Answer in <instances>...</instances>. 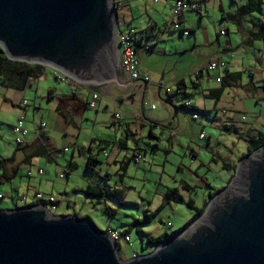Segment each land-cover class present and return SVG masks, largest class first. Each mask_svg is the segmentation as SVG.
Instances as JSON below:
<instances>
[{
    "label": "rangeland",
    "instance_id": "rangeland-1",
    "mask_svg": "<svg viewBox=\"0 0 264 264\" xmlns=\"http://www.w3.org/2000/svg\"><path fill=\"white\" fill-rule=\"evenodd\" d=\"M116 1L120 3V7L115 10L118 35L129 36L134 42H139L141 36H146L144 39L154 42L152 52L156 55L155 66L162 67L163 70L159 76L153 75V80L158 81L163 77L175 78L181 71L190 69L186 80L195 83L198 78L194 77L192 72L198 67V62L201 59L207 60L218 49L219 60L237 70L242 76L243 84H249L247 74L256 71L259 75L254 74L258 78L255 85L260 86L264 80V31L260 36L256 35L260 32L259 24L264 16V5L261 14L240 16L237 23L223 18L222 15L234 14L246 0H196L198 9L191 10L188 7L183 14L179 26L180 29L184 28L187 34L181 35L179 30L168 28L172 5L176 0ZM249 20H254L256 26L251 25ZM221 31L226 33L225 36H220ZM159 36L161 40L156 42ZM194 36L198 39L197 45H194ZM147 54L149 53L142 52L138 58ZM142 68L140 66V70ZM45 73L47 82H41L40 97L45 93L42 90H45L46 86L66 87V92L71 93L68 86L57 82L51 76L50 69H46ZM6 89L0 84L2 129H8V123L13 120V114L6 111H12L10 103L2 102L8 98ZM73 90L76 92V98L82 99L86 104L87 92L79 85ZM257 92L264 95L261 88H258ZM167 95L179 109V129H176V136L172 139H179V145L168 141L170 127L167 125L165 106L161 101L154 100L147 94L142 104L143 116H136L132 109L138 106L137 100L132 105L130 98L125 99V107L108 101L112 97L99 98L95 110L84 108L77 114L69 115L68 133L61 137L58 143L54 166L47 165L44 159H39L38 168L42 169V176H33L31 173L32 177H28L29 169L18 170L15 183L21 189L24 190L28 184L35 188L40 187L39 191L30 188L27 202L29 203L36 192L44 197L52 195L56 200L67 201L69 207L66 208L64 203L55 212V204H46V210L51 216L74 213L79 218L88 219L102 233L115 232L121 235V238L127 236L128 242L121 239L117 250L121 261L151 253L155 248L148 243V237L169 235L183 226L194 214V210L186 205V192L181 202L171 200L161 206L166 189L177 188L180 181L188 180L196 171L199 177L206 178L213 187L220 186L231 176L227 184L225 183L227 186L233 179L237 163L247 155V133L252 128L254 131L251 134H264V125L261 124L264 120V101L256 104L244 85L224 92L222 100L217 103L218 112L216 118L211 121V126L205 125L207 121L201 117V131L205 136L203 140L198 138L200 130L197 127L193 133L189 132V112L182 108L184 101L193 104L197 99L186 97L183 92L177 94L173 84L167 88ZM24 98L30 106L33 105L32 101L35 100L31 93ZM37 103L43 108L46 105L45 100L37 99ZM229 108L238 112L231 113ZM31 110V107L26 109L27 122L32 121ZM199 110L202 111V107H199ZM208 113L204 112V116L210 115ZM115 116L119 117L118 121ZM125 117L129 121L128 126L121 123ZM231 120L233 126L230 127ZM186 135L192 139V146L197 154L193 161L188 158L190 151L186 150ZM10 137L4 136L3 142L16 147L11 135ZM121 141L123 145H119ZM195 146H200L201 149L198 150ZM63 148L67 150L64 153ZM223 150H229L233 158L238 159L236 163L235 159L232 161L230 173L220 169L221 161L217 165L210 163L212 154ZM17 154L20 157L22 151L17 150ZM116 155V161H105L108 156L111 159ZM136 156L142 161L136 162ZM88 159H91L89 165ZM20 162L15 161V164L19 165ZM7 165L10 169L11 164ZM45 171L49 172L47 177ZM59 175L63 178L60 179ZM88 188H95L100 198L97 199L92 192L85 195ZM205 189L197 187L190 192L189 198L194 201L196 207L202 206V194ZM21 200L19 197L16 206L26 205ZM11 206L14 205L9 198L0 200L1 211L9 210ZM150 214L153 216L147 224L132 225L135 220H144L145 216Z\"/></svg>",
    "mask_w": 264,
    "mask_h": 264
},
{
    "label": "water",
    "instance_id": "water-1",
    "mask_svg": "<svg viewBox=\"0 0 264 264\" xmlns=\"http://www.w3.org/2000/svg\"><path fill=\"white\" fill-rule=\"evenodd\" d=\"M115 31L109 0H0L5 56L78 83L138 81L122 80ZM0 264H264V144L239 160L197 220L147 255L121 261L88 219L33 205L0 210Z\"/></svg>",
    "mask_w": 264,
    "mask_h": 264
},
{
    "label": "crops",
    "instance_id": "crops-1",
    "mask_svg": "<svg viewBox=\"0 0 264 264\" xmlns=\"http://www.w3.org/2000/svg\"><path fill=\"white\" fill-rule=\"evenodd\" d=\"M155 1V0H154ZM174 1V0H173ZM198 9V8H197ZM184 14V13H183ZM172 17V15H171ZM171 19V18H170ZM183 15L180 17V21L182 22ZM263 19V20H262ZM260 20L261 22L264 21V16ZM185 30L184 28H182ZM196 36V35H195ZM194 36V45H197V40L196 37ZM146 36H141L140 41L136 42L137 47L140 48L142 44H144L147 40ZM161 37L159 36L156 40V42L160 41ZM160 49L158 48V51ZM219 50V49H218ZM216 51L212 56L207 58V60L201 59L198 62V67L193 70L192 74L195 77V73L203 69L209 62H211L215 58H220V50ZM152 50L150 52H147L149 54L145 56H140L139 63L140 66L143 68L141 69L142 72L147 73L150 77V83L148 85H145L143 83H135L134 85V91L132 96L130 97L129 101L134 104V101L137 100L138 106H136L135 109H132V112L137 116L142 114V104L145 99V96L149 94L151 98L154 100H165L167 102H170L171 105H173L171 101V97L167 95V88H169L172 84L176 86V84L180 81L184 82L185 87L183 88V91L185 95L189 97H195L197 99L196 102L193 104H190L192 108H194L197 111L199 110V107H202V111H200L202 114H200V119L198 121H191L189 117V132L193 133L194 129H199L200 134L201 131V126L203 125L201 123V117L204 118L207 122H205V125H212V122L216 118V114L218 112L217 108V103L222 100L224 92H228V90H232L233 88H240L243 85L246 86V90L249 93V96L254 99V102L258 104L260 101H264V95H259L257 90L258 88H262V83L260 86H256L258 78L254 74H258L259 72L256 71L254 73H248L247 74V79L250 82L249 84H243V79L241 74L237 70H233L231 67H228V72L225 73L221 70H217L215 72H212L208 76H203L197 79V82L193 83L190 81L186 80V76L189 75L190 69L181 71L179 75L175 78H159L158 81L153 80V75H158L160 72H162L163 68L159 67L157 68L155 66V59L156 55L153 54ZM138 53V55H140ZM143 53H145L143 51ZM259 75V74H258ZM53 76V75H51ZM54 77V76H53ZM219 79L220 81H217ZM42 80L44 82H47L46 78V73H44L42 76L39 78H28L24 82H19L17 81H12L8 77H0V84L4 87L7 88L8 92V98L3 99L2 102H9L10 106L12 107V111H9L8 109L6 110L7 112H10L13 114V120L8 123V129H2L0 128V162H5L3 164H0V193L3 194L4 198H9L11 203H13L14 206H11L9 209H14L16 207V202L19 199H22L26 205H30L33 203V197L30 198L29 203L27 202V197L29 195L30 188H33V191H39L40 187L37 186L36 188L34 186H31L28 184L25 189H21L17 183H15V180L17 179V174L18 170L23 168V169H29L30 176H39L38 171H42V169L38 168L39 164V159H44L47 165L54 166L53 164H56L57 157L55 156V152L58 150L57 146L58 143L61 139V137H65L68 133V117L69 115L72 114H77L79 113L82 109L78 107L77 103L82 102V99H77L76 94H75V99H70V92H66L67 88L62 87V88H56V87H50L46 86L45 93L40 97L39 92H40V86ZM66 88V89H65ZM68 89L71 91L73 90L72 87L68 86ZM264 92V90H263ZM31 93L34 96V102L32 101L33 105H29V103L25 100V96L27 94ZM169 96V97H168ZM40 97V98H39ZM112 97V99H110ZM85 98H87V95H85ZM107 99H110L108 101L113 102L115 104H120L122 106H125L124 100H122L119 97V93L116 90L115 86H112L110 88V94L106 97ZM37 99L39 100H45L46 105H44V108L41 106L40 103H37ZM26 101V105L23 106L22 101ZM86 100V99H85ZM162 102V101H161ZM83 103V102H82ZM162 104L165 106L164 108V113H166L167 116V125L170 127V135H169V140H172L175 138V136L171 135V131L176 129H179V109L175 107V114L173 113L171 107L163 103ZM28 107L32 108V121L27 122V116H26V109ZM106 108V105L105 107ZM231 113L238 112L237 110H234L232 108ZM209 112L208 116H204V112ZM226 115V114H225ZM23 116L25 119V128L28 129L30 132H32L34 129L38 128V125L40 123H44L45 127L44 129L40 132L41 136L39 139H35L32 134H29L28 136L25 137V142L26 144L23 147H14L11 143H5L3 142V137L8 136L9 138L10 135L12 136V127L17 121L19 117ZM232 118V115H230ZM37 119V120H35ZM15 121V122H14ZM37 121V122H36ZM120 122V121H119ZM124 125H130L128 119L125 117L122 122ZM264 125V120L261 123ZM229 126H233L232 120L229 122ZM254 129L251 128V130L247 133H252ZM177 133V131H176ZM203 133V132H202ZM150 135L151 132L149 133ZM189 135L185 136V141L186 139L188 140V143H185V146L187 147L186 150L190 151L191 154L194 155V157H197V154L195 153V149L192 146V139L188 137ZM187 137V138H186ZM205 138V137H204ZM208 139V143H209ZM176 144H180L181 141L175 140ZM119 145H123V142L121 141ZM198 150L201 149L200 146H195ZM65 149V148H63ZM17 150L22 151V155L19 157L17 154ZM197 150V151H198ZM228 151V152H227ZM223 150L216 152L215 154H212L213 156L210 159V163L218 164L219 161H221L222 165L220 166V169L222 171H227L230 173V170L232 168V161L235 159L238 161V159L233 158L234 156L231 154L229 150ZM63 152V150H62ZM199 152V151H198ZM64 153V152H63ZM229 153V154H228ZM105 161H116L117 155L114 156L113 158H105ZM15 161H21L20 164H15ZM7 164H11L10 169L7 167ZM32 173V174H31ZM49 172L45 171L46 177L48 176ZM231 176H229L228 180L224 181L222 180V183L218 187H213L211 183L207 182L206 178L199 177L197 174V171L194 172V174L190 175V178L188 180L180 181L179 186L177 188H167L166 189V194L163 195V203H161V206L164 205L165 199L167 196L169 197H174L177 198L179 197L180 199H184L185 195L184 192L187 193L188 199L187 202H192V205L194 209H200L203 207V205L208 201V196L211 193H215L221 189H223L229 181ZM197 187L199 188H206L202 194L203 200H202V206L201 207H196L194 201L189 198L190 192L195 190ZM208 189V190H207ZM23 191V194H22ZM37 193V192H36ZM34 193V194H36ZM207 193V194H206ZM53 197L52 195H50ZM55 199V198H54ZM66 203V208L69 206L67 205V201L64 200H56L55 199V212L58 211L59 208L62 207ZM166 204V203H165ZM43 206L47 209L46 204H43ZM193 210V209H192ZM54 216H68L66 214H53ZM73 215L76 217V214H69ZM193 217V215H192ZM192 217L185 223L187 224ZM83 218V217H81ZM184 224V225H185ZM183 225V226H184ZM181 226V227H183ZM180 227V228H181Z\"/></svg>",
    "mask_w": 264,
    "mask_h": 264
},
{
    "label": "built area",
    "instance_id": "built-area-1",
    "mask_svg": "<svg viewBox=\"0 0 264 264\" xmlns=\"http://www.w3.org/2000/svg\"><path fill=\"white\" fill-rule=\"evenodd\" d=\"M202 1H211V0H202ZM156 2V1H154ZM198 1L196 0H176L174 4L172 5V17L168 23V28H171L172 30L176 31H182V34H187V31L180 29L179 24L181 23L180 17L183 15V13L187 10L189 7L191 10H197ZM109 7L113 11V15L115 16V10L120 7V3L116 0H109ZM220 36H225V32L221 31ZM154 45V42H148L146 41L144 44L140 46V48L135 46V42L129 37V36H120L118 35L117 29L115 31V38H114V49H115V61H117L118 64H120L121 70H122V80L123 82H126L127 80H138L131 83H127L125 85H118L114 80H110L107 82H100V83H78L67 76L61 74L60 72L53 70L49 67H45L44 69H50L52 72V75L54 76L55 80L59 83H62L63 85L70 86L72 88L79 85L84 91L87 92V98H86V108L95 110L96 108V102L99 100V98L107 97L110 94V88L112 86H115L116 90L119 93V97L122 100L128 99L132 96L134 85L135 83H143L145 85H148L150 83V77L147 73H144L140 70V63L138 59V53L141 51L143 52H150L152 50V46ZM216 60H212L209 62L203 69L195 73L196 78H200L203 76H208L212 72H215L217 70H221L225 73L228 72V65L224 61L219 60V58H215ZM216 61V62H215ZM217 81H220L217 79ZM262 88L264 90V82L262 83ZM167 92V90L165 89ZM176 93L180 94L181 91L176 89ZM75 90H72L70 95H75ZM26 101H22L23 106L26 105ZM182 107L184 109L189 110V117L190 120L195 122L200 119L199 113L192 112L191 105L188 101H184L182 103ZM153 109V107H152ZM115 120L118 121L119 117L115 116ZM25 119L23 116L19 117L15 124L12 127V138L13 143L16 147H23L25 142V137L29 134H32L35 139H39L41 134L40 132L44 129L45 124L40 123L38 125V128L34 129L32 132H30L28 129L25 128ZM171 135L175 136L176 131L172 130ZM204 134L201 132L198 136L200 140L204 139ZM66 149H63V152H66ZM188 158L193 161L194 155L189 154ZM135 161L139 162L142 161L138 156L135 157ZM38 175L42 176L43 172L38 171ZM27 176H30V173H27ZM59 178L62 179L63 176L59 175ZM4 199L3 194L0 193V200ZM55 199L51 196L44 197L43 195L36 193L33 196V203L30 205H23V206H43V204H54ZM22 206V207H23ZM111 242L114 244L116 250H118L119 242L121 239H123L124 242H128V237L124 236L121 238V235L115 233V232H109L106 233Z\"/></svg>",
    "mask_w": 264,
    "mask_h": 264
},
{
    "label": "trees",
    "instance_id": "trees-1",
    "mask_svg": "<svg viewBox=\"0 0 264 264\" xmlns=\"http://www.w3.org/2000/svg\"><path fill=\"white\" fill-rule=\"evenodd\" d=\"M263 5H264L263 0H246V2L244 4H242L240 7H238V9L236 10V12L234 14H226V15H222V17L228 18L232 21L239 23L238 19L240 16L250 15L253 13L261 14ZM249 22L251 23V25L256 26V23H254V20H249ZM259 30H260V32H259V34H256L257 36H260L262 34V32L264 31V21H262L259 24ZM179 33L182 35V31H179ZM135 46L137 47L136 42H135ZM44 73H45L44 66H42V65H31V64L22 63V62L10 61L5 56V54L2 52V50L0 49V77L1 76L8 77L12 81L18 80L19 82H24L28 78H39ZM184 87H185V84L182 81H180L176 84V89L180 90L183 93H184V91H183ZM185 96L187 97V95H185ZM69 98L75 99V95H70ZM77 104H78V107H80V109H82V110L84 108H86V104H84L82 102L77 103ZM187 111L189 112V110H187ZM191 111L197 112V113H199V115L202 114L200 111H197L194 108H192ZM247 136H248V142H249L247 154H250L252 151H254L255 149H257L258 147H260L264 144V134L263 133L258 132L257 134H254V135L249 133ZM89 162H91V159H88V165H89ZM3 163H5V162H0V164H3ZM91 192L97 197V199L100 198V194L97 193L95 188H88V191L85 192V195H88ZM217 192L209 194L208 201ZM171 200H175V201H179V202L182 201V199H180L179 197L174 198V197L167 196L165 199V203H169ZM208 201L200 209H194L192 202H190V201L187 202V204H186L187 207L194 210V214H193L192 219L187 224H185L183 227L179 228L176 231L171 232L169 235L163 234L157 238L148 237V243L151 244L155 248L160 243H162L165 239H167L171 236L178 235L181 232H183L185 229H187L195 220H197L203 214V212L207 206ZM152 216H153V214L146 215L144 220H135L132 223V225H138L139 226V225L147 224L149 222L150 217H152Z\"/></svg>",
    "mask_w": 264,
    "mask_h": 264
}]
</instances>
